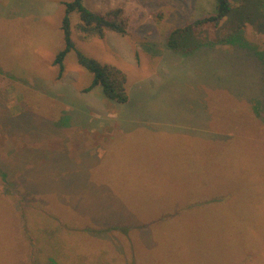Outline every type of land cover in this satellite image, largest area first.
<instances>
[{"label": "rangeland", "instance_id": "rangeland-1", "mask_svg": "<svg viewBox=\"0 0 264 264\" xmlns=\"http://www.w3.org/2000/svg\"><path fill=\"white\" fill-rule=\"evenodd\" d=\"M67 1L0 11V264H264V65L212 24L195 52L167 44L216 0H84L123 8L126 34L85 37L71 14L126 103L86 90L75 50L59 76Z\"/></svg>", "mask_w": 264, "mask_h": 264}, {"label": "trees", "instance_id": "trees-1", "mask_svg": "<svg viewBox=\"0 0 264 264\" xmlns=\"http://www.w3.org/2000/svg\"><path fill=\"white\" fill-rule=\"evenodd\" d=\"M73 12H78L80 15L77 29L85 37L103 36L106 31L127 33L128 23L123 8L116 7L100 13L89 8L84 0L67 1L61 26L65 46L57 53L54 64L59 67V76H61L65 69L67 54L75 50L79 64L93 74L92 82L86 90L100 86L111 100L126 103L129 101L126 74L120 68L111 64H103L76 47L72 38L71 14ZM205 24H212L219 30L220 35L217 36V42L241 47L248 55L256 57L264 65V47L252 42L247 36L248 26L264 34V0H216L213 13L198 18L187 26L176 28L170 33L167 39L169 48L183 54L200 49L209 40V35L201 31V26ZM224 27L227 32L222 35L220 31Z\"/></svg>", "mask_w": 264, "mask_h": 264}, {"label": "crops", "instance_id": "crops-1", "mask_svg": "<svg viewBox=\"0 0 264 264\" xmlns=\"http://www.w3.org/2000/svg\"><path fill=\"white\" fill-rule=\"evenodd\" d=\"M0 9L5 10L1 12H7L10 16V20L13 18L17 19L16 16H29L31 11L28 9V6L23 3V0H12L8 2V6H0ZM22 19V18H21ZM66 226V225H65Z\"/></svg>", "mask_w": 264, "mask_h": 264}]
</instances>
